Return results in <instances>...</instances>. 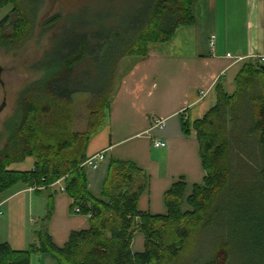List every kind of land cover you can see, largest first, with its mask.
<instances>
[{
	"label": "trees",
	"instance_id": "trees-1",
	"mask_svg": "<svg viewBox=\"0 0 264 264\" xmlns=\"http://www.w3.org/2000/svg\"><path fill=\"white\" fill-rule=\"evenodd\" d=\"M41 1L0 0V10L10 5L0 18V47L28 39ZM192 2L145 0L135 17L105 33L71 24L75 34L33 66L39 76L20 90L0 133V191L18 182L39 191L63 178L71 209L91 214L86 228L71 231L58 246L46 227L48 195L34 242L25 250L1 242L0 264H28L32 252L57 264H264V65L257 58L242 63L232 93L218 82L215 104L192 122L205 174L188 194L184 181L174 182L164 193L165 214L139 208L148 178L129 160L110 159L99 197L87 188V144L104 125L121 60L144 57L150 43L168 41L192 19ZM63 13L42 22L50 43ZM76 92L89 94L81 130L74 126ZM182 127L187 131L188 122ZM27 157L33 158L31 168L11 167ZM136 231L144 237L141 251L130 246Z\"/></svg>",
	"mask_w": 264,
	"mask_h": 264
},
{
	"label": "crops",
	"instance_id": "crops-1",
	"mask_svg": "<svg viewBox=\"0 0 264 264\" xmlns=\"http://www.w3.org/2000/svg\"><path fill=\"white\" fill-rule=\"evenodd\" d=\"M191 15L168 41L150 43L146 56L135 57L125 69L119 67L104 125L89 139L83 163L93 196H100L111 158L129 160L145 170L148 184L139 208L151 214L167 212L164 193L174 182L184 181L188 194L192 184L202 181L205 172L192 122L215 104L218 82L232 93L242 63L264 54V0H193ZM153 118L164 119L163 127L152 128ZM183 121L188 122L187 131ZM155 140L165 146H154ZM99 152L104 158L92 168L86 161ZM48 195L52 211L46 227L56 245L62 246L71 231L88 226L87 215L71 212L63 178L39 191L18 182L0 191V243L27 249L35 240V229L26 226V218L34 210L43 213ZM130 246L143 250L142 233H133ZM28 264L57 263L48 254L32 252Z\"/></svg>",
	"mask_w": 264,
	"mask_h": 264
},
{
	"label": "rangeland",
	"instance_id": "rangeland-1",
	"mask_svg": "<svg viewBox=\"0 0 264 264\" xmlns=\"http://www.w3.org/2000/svg\"><path fill=\"white\" fill-rule=\"evenodd\" d=\"M41 2L28 39L18 47H0V105L5 103L0 112V133L3 132L4 121L15 111L20 90L39 76L33 66L41 63L44 58H51L53 51L61 46V42L71 34H75L73 26L78 27L79 30L92 29L93 31L100 27L99 33H105L111 24L127 22L129 18L135 17L139 10H142L145 0H42ZM9 6L0 10V18L7 12ZM56 12H64L63 21L56 32L54 41L50 43L49 33L42 34L41 26L46 18ZM135 57L138 56L123 58L120 67L127 68ZM72 97L74 126L81 130L86 124V101L89 99V94L76 92ZM4 140V137L0 139V148ZM32 163L33 158L27 157L26 160L13 164L12 168L25 170L31 168ZM45 205L44 201L42 214L35 210L29 214V221L26 218V226L33 229L40 227L42 218L46 214ZM71 212L75 213L74 209H71ZM24 214V216L27 215V210Z\"/></svg>",
	"mask_w": 264,
	"mask_h": 264
},
{
	"label": "built area",
	"instance_id": "built-area-1",
	"mask_svg": "<svg viewBox=\"0 0 264 264\" xmlns=\"http://www.w3.org/2000/svg\"><path fill=\"white\" fill-rule=\"evenodd\" d=\"M213 39H214V35H212L211 38H210V40H209L210 47H212V45H213V42H214ZM257 59L261 63H263L264 62V54L263 55H258L257 56ZM163 125H164V119H162V118H153L152 119V128H154V127L162 128ZM153 144L156 147H158V146H165V143L163 141H161V140H155L153 142ZM102 158H104V154H103V152H99L98 154H95L94 156L88 158V160L86 162L92 168H96L97 167V160L102 159ZM74 212L79 213L80 212L79 211V207H75L74 208ZM1 214H2V210L0 209V215ZM90 214H91V212H89L87 214V216H90Z\"/></svg>",
	"mask_w": 264,
	"mask_h": 264
},
{
	"label": "water",
	"instance_id": "water-1",
	"mask_svg": "<svg viewBox=\"0 0 264 264\" xmlns=\"http://www.w3.org/2000/svg\"><path fill=\"white\" fill-rule=\"evenodd\" d=\"M263 68H264V66H263ZM4 106H5V103L3 102V103L0 105V112H1V110L4 108Z\"/></svg>",
	"mask_w": 264,
	"mask_h": 264
}]
</instances>
